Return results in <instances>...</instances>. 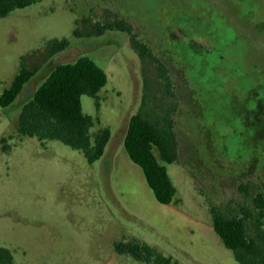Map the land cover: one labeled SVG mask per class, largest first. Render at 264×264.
<instances>
[{
    "label": "rangeland",
    "instance_id": "rangeland-1",
    "mask_svg": "<svg viewBox=\"0 0 264 264\" xmlns=\"http://www.w3.org/2000/svg\"><path fill=\"white\" fill-rule=\"evenodd\" d=\"M109 10L134 24L176 82L179 158L167 165L177 187L170 204L156 199L124 143L146 81L159 93L157 69L127 32L73 35L87 28L84 17L102 19ZM57 37L70 45L52 55ZM81 55L108 73L98 100L82 97L94 130L113 132L94 163L17 127L51 70ZM22 62L31 79L12 105H0V244L14 264H147L115 251L116 240L133 238L183 264H241L215 231L212 208L254 209V195L264 191V0H40L0 18V95Z\"/></svg>",
    "mask_w": 264,
    "mask_h": 264
},
{
    "label": "trees",
    "instance_id": "trees-1",
    "mask_svg": "<svg viewBox=\"0 0 264 264\" xmlns=\"http://www.w3.org/2000/svg\"><path fill=\"white\" fill-rule=\"evenodd\" d=\"M39 1L0 0V18ZM82 22L87 28L76 27L73 35L92 37L104 35L107 31L127 32L133 48L157 69L159 93H154L147 80L142 105L130 118L124 143L130 158L142 167L156 199L160 203L170 204L176 200L177 187L167 165L179 158L176 130L179 96L175 79L169 67L140 36L134 24L119 13L109 10L102 19L84 17ZM69 45L68 37L53 38L49 42V53L56 54ZM32 75L33 70L22 62L11 84L3 89L0 105H12ZM107 83V71L89 55L58 63L33 96L23 104L18 116V132L35 136L44 142L60 140L82 151L90 163L98 161L105 154L113 132L110 126L94 130V118L84 111L82 97L89 95L98 100L99 92ZM249 113H245V116ZM255 113L251 111L250 115ZM3 140L6 141V138ZM8 147L5 143V150ZM241 189L249 196L247 183L241 184ZM253 204L254 209L247 204L227 211L219 207L212 208L215 231L241 264H264V191H257ZM114 249L118 254L129 255L147 264H183L150 243L136 238L116 240ZM14 261L12 250L0 244V264H14Z\"/></svg>",
    "mask_w": 264,
    "mask_h": 264
}]
</instances>
